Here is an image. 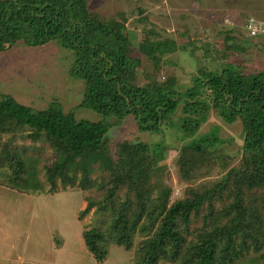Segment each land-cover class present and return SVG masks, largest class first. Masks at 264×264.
Masks as SVG:
<instances>
[{"label":"trees","instance_id":"16d2710c","mask_svg":"<svg viewBox=\"0 0 264 264\" xmlns=\"http://www.w3.org/2000/svg\"><path fill=\"white\" fill-rule=\"evenodd\" d=\"M87 5V0H0V51L20 42L37 47L52 43L69 51L73 58L69 75L84 85L77 108L95 113V117L78 119L75 110L67 112L58 101L37 110L0 94L1 131L15 137L20 135L17 129H26L24 138L50 144L56 160L45 169L53 192L60 185L104 191L101 200H88L84 211L96 208L112 213L108 232L93 227L83 234L97 262L109 255L108 235L130 250L140 229L148 236L138 248L136 264L162 260L264 264V194L259 193L264 188V71L238 72L231 66L219 72L202 67L192 85L181 90L175 79L157 78L160 56L175 52L174 42L146 37L135 47L123 23L94 19ZM261 35L249 36L255 40ZM229 49L240 50L236 45ZM141 53L155 67L154 79H145L144 84L138 81ZM212 110L227 124L242 122L241 160L214 185L187 189L189 196L184 199L172 202L169 189L153 197L159 185L153 184L157 163L165 155L163 142L124 141L115 153L109 148L107 135L131 117L144 132L165 136L162 126L167 124L186 137H196ZM215 129L182 149L179 165L184 180L208 166L219 144L230 142ZM22 151L6 146L0 167L4 161L9 164L13 187L39 190L43 185L36 168L23 159ZM96 169L107 171V177L93 180ZM125 188L126 195L120 197ZM256 204L258 210L253 209ZM201 216L202 231H192L193 220ZM144 220L149 223L142 225ZM251 249L260 255L244 260V253Z\"/></svg>","mask_w":264,"mask_h":264},{"label":"rangeland","instance_id":"374dc122","mask_svg":"<svg viewBox=\"0 0 264 264\" xmlns=\"http://www.w3.org/2000/svg\"><path fill=\"white\" fill-rule=\"evenodd\" d=\"M87 1L90 17L100 21H120L124 31L131 34L135 47H139L146 37L174 42L177 50L160 56L162 69L157 78L162 81L173 78L181 90L192 85V79L199 75L202 67L219 72L231 66L238 72L264 71V26L260 30L262 35L255 40L250 38L246 26L250 20L264 23V0ZM231 31L236 33L231 34ZM232 45L240 50L233 52L229 49ZM140 55L143 65L138 81L144 84L145 79H154L155 67L148 55ZM72 65V54L57 44L37 47L20 42L6 52L0 51V94L37 110L58 101L67 112L75 110L78 119L95 117V113L77 108L84 96V85L70 77ZM218 128L220 137L230 142L219 144L208 166L190 180H184L179 165L182 149ZM162 129L165 136L141 131L131 117L107 135L113 153L124 141L150 145L163 142L165 155L157 163L159 171L155 172L153 184L159 182V185L155 186L154 198L158 197L159 190L169 189L172 202L184 199L189 196L187 189L212 186L240 163L243 143L240 120L227 124L212 110L196 137H186L178 127L167 124H163ZM17 130L20 135L13 137V133L1 131L0 127V159L4 158L6 146L23 150V159L35 166L43 186L36 191L13 187L9 164L4 161L0 167V264H136L138 248L148 235L140 229L136 231L130 250L119 246L108 235L109 255L104 262H97L87 249L83 234L93 227L108 232L112 213L96 208L86 214L84 211L88 200H101L104 191L83 190L79 186L64 189L60 185L53 192L45 169L56 160L52 147L47 142L35 143L24 138L26 129ZM107 174L105 170L96 169L91 178L101 181ZM259 193L264 194V188ZM125 195L126 188L119 193L120 197ZM261 202L264 205V200ZM259 208L256 204L253 209ZM202 216L193 220L192 231H202ZM144 223L149 222L144 220L142 225ZM244 255L246 260L260 254L251 249ZM159 264L174 263L162 260Z\"/></svg>","mask_w":264,"mask_h":264},{"label":"built area","instance_id":"2783aa9c","mask_svg":"<svg viewBox=\"0 0 264 264\" xmlns=\"http://www.w3.org/2000/svg\"><path fill=\"white\" fill-rule=\"evenodd\" d=\"M247 30L250 32L251 35H257L259 33H262L260 32V30H262L263 26H264V23L263 22H257L255 20H250L247 22ZM259 28V30H258Z\"/></svg>","mask_w":264,"mask_h":264}]
</instances>
